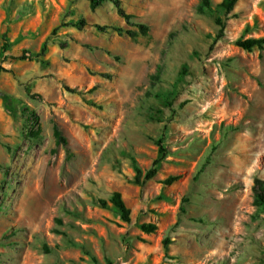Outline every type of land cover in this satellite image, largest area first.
<instances>
[{
	"label": "rangeland",
	"instance_id": "rangeland-1",
	"mask_svg": "<svg viewBox=\"0 0 264 264\" xmlns=\"http://www.w3.org/2000/svg\"><path fill=\"white\" fill-rule=\"evenodd\" d=\"M119 1L145 36L111 1L0 0V94L20 102L9 113L0 97V264H264V46L234 44L264 38V0L227 19L223 0ZM44 45L47 65L18 59ZM161 137L155 177L132 184ZM114 192L128 223L97 205Z\"/></svg>",
	"mask_w": 264,
	"mask_h": 264
},
{
	"label": "trees",
	"instance_id": "trees-1",
	"mask_svg": "<svg viewBox=\"0 0 264 264\" xmlns=\"http://www.w3.org/2000/svg\"><path fill=\"white\" fill-rule=\"evenodd\" d=\"M105 1H111L116 8V12H117L118 16L123 18L127 25L134 26L137 29V32L132 31V30L126 31L125 33L128 37L134 39L137 37L138 33H140L143 36H145L147 34L148 27L144 24L132 23L131 20L133 19V16L125 13V11L120 6L119 0H88L89 9L91 11H94L96 8H98ZM237 1L238 0H223L221 2L220 6L223 9L225 19H227V17L231 13V11H232V9H233V7ZM204 8H206V9L209 8V1L208 0H200V4L198 5L197 10H198V12H202L204 10ZM225 19H222V18H216L215 19V23L219 29H218V33L215 36L214 40L212 41V44L210 47H212L216 41H218L222 38L223 32L225 30ZM83 24H84V21L81 20V21L76 22L73 26L80 28ZM95 27L99 31H102V32L105 30H108V29H112L116 33H118L119 35L124 33V31L122 29L117 28V27H106V26H99V25H96ZM234 44L238 48H241L244 51L250 52L254 48L262 49L264 46V38H258V39L248 38L245 40L238 39L234 42ZM7 46H8V44L5 43L4 44V50L7 48ZM45 53H46V46L44 45L36 55H34V56L28 55L27 51H23V53L18 57V59L19 60H35L42 65H47L48 64L47 61L43 60ZM3 72H5V69L0 64V75ZM184 74H185V69L183 68L182 75H184ZM63 88L68 93L77 94L80 96L82 95L81 91H78L77 89L69 88L67 86H64ZM26 92L29 93V90H27ZM0 97L2 99L5 110L9 113L15 112L16 107L20 104L19 100L15 99L11 96L3 95V94H0ZM173 100H174V97L172 96V94L168 95L164 100L163 106L166 108L171 107ZM157 114H160V112L153 113L151 115V118L153 120L156 119ZM53 138H54L55 144L57 146H59V145H62L64 147L66 146V144H67L66 139L63 137L61 131L59 130V128L57 126L53 127ZM162 138L163 137H161L159 140L156 141L158 148H159V153L161 154V157L159 159H156L153 162L151 168H149L148 170L143 172L136 165L135 161L132 160L134 172H135L133 180L131 181L132 184H134L136 186H143L146 182L152 180L155 177V175L157 173V167H158L159 163L161 162V160L163 159L164 153H165ZM177 179H178V177H176V176L168 177L166 180H164L163 183H164V185H171ZM252 193H253L254 205H256L264 214V180L255 179L253 181ZM97 205H98V207H100L102 209H108L109 205H110L112 210L118 214V216L122 222L128 223L130 221V210L126 207L120 193H118V192H114L108 200L98 199ZM140 229L145 234H152L156 231V226L154 224L147 223V224H142L140 226ZM168 243H169V241L167 239H165L164 244L167 245Z\"/></svg>",
	"mask_w": 264,
	"mask_h": 264
}]
</instances>
